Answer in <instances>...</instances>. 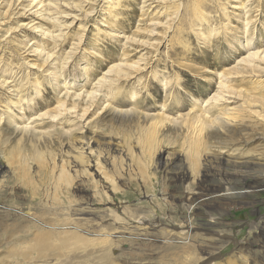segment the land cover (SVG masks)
Segmentation results:
<instances>
[{"label": "rangeland", "instance_id": "rangeland-1", "mask_svg": "<svg viewBox=\"0 0 264 264\" xmlns=\"http://www.w3.org/2000/svg\"><path fill=\"white\" fill-rule=\"evenodd\" d=\"M238 158L264 163V0H0V264H193L163 236L257 239L264 188L240 198L218 164ZM234 248L214 262L264 264Z\"/></svg>", "mask_w": 264, "mask_h": 264}, {"label": "bare ground", "instance_id": "bare-ground-1", "mask_svg": "<svg viewBox=\"0 0 264 264\" xmlns=\"http://www.w3.org/2000/svg\"><path fill=\"white\" fill-rule=\"evenodd\" d=\"M195 15H196V12H195ZM231 113H233V112H231ZM199 120L200 119L194 121L195 124H193V125L198 126L201 130V129H203L202 128L203 124L201 123L200 124L201 126H199V124H198ZM218 129H220V128H218ZM225 132H227V131H225ZM234 136H236V135H234ZM214 138L215 139L213 140V142H215V141L219 142V143L225 142L224 141L225 138L223 139L220 135H214ZM220 163L225 168H226V166H229L232 168V170L233 169L235 170V172H233V173L232 172L229 173V171H228L229 176H235L236 180H238V181H241V179H242L243 182H240V185L238 186L239 189L236 192V193H239L240 198H247L248 193H252L253 189L264 188V178H262L261 176H258V175L256 176V178H254V180L251 178L256 172H258V168L260 166H263L264 163H261V162L258 163L256 161L251 160L250 158L249 159L238 158V159H234L233 161H228V160L220 161L219 160L218 164H220ZM165 164H166V158H165ZM168 165H170V169H172L175 183L183 181L185 179V177L188 175L186 172V168L184 167V165H182V163H178V162H175L173 160V161H169ZM226 171H227V169H226ZM249 178H251V179H249ZM216 179L217 178H215V180ZM177 184H179V183H177ZM204 186L205 185H203L202 189L193 190L190 193L192 197H195V199H198L202 204L207 202L208 200H210L209 198H211L212 194L217 193V191H219L217 193L218 196H224L226 198L228 196H230V193L227 191V189L220 184L215 186V187L214 186L209 187V185H207V187H204ZM197 215H198V213L193 214V216H197ZM222 215H223L222 212L214 213L211 211L210 212L209 211H203V213H202L203 217H199L200 228H203V229L206 228L207 229L208 227H210L212 225H214V226L219 225L220 224L219 221L224 219ZM149 227H150V231L148 233V237L152 238V237L157 235V230H155L156 226L150 225ZM124 229H126V228L124 227ZM252 229H254L253 231L256 232V234H258L257 239H255V238L249 239L250 233L248 235V238L238 241V240H235L234 238H232L230 235H227L221 231H213V230L211 231L210 230V231L191 232L192 231V229H191V230H189L190 231L189 234L183 235V236H179V235L176 236V235H173L172 233H168L167 235L163 236L165 238H162L163 239L162 243L164 245L169 244V245H174V246H179V247L180 246H189L190 244H193L194 247L196 246L197 249L202 254L201 258L199 257L195 260V262H194L195 264H217L219 262H217V261L214 262L215 259H219L218 261L221 260V258H220L222 256L221 253L223 252L225 245H227L228 243H233L236 246V248H234L235 249L234 254H236L237 259H239V257H240L239 254H240L242 249L253 250L255 253H256V251L254 248L264 249V220H258L257 224L252 226ZM122 230L123 229H119L118 231L122 232ZM126 230H128V228ZM122 234L123 233H121V235ZM193 236H197V237L192 238ZM173 243H175V244H173ZM260 255H261V259L264 261V250H261L259 257H260ZM226 262L230 263V264H234V262H231L230 260H226Z\"/></svg>", "mask_w": 264, "mask_h": 264}]
</instances>
